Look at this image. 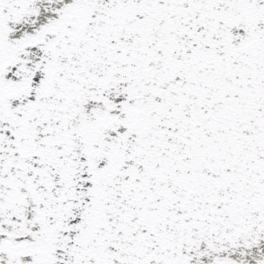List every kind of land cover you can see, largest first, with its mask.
I'll use <instances>...</instances> for the list:
<instances>
[{
    "label": "snow or ice",
    "instance_id": "1",
    "mask_svg": "<svg viewBox=\"0 0 264 264\" xmlns=\"http://www.w3.org/2000/svg\"><path fill=\"white\" fill-rule=\"evenodd\" d=\"M0 264H264V0H0Z\"/></svg>",
    "mask_w": 264,
    "mask_h": 264
}]
</instances>
